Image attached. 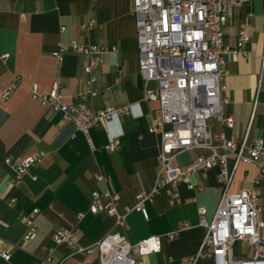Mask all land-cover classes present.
I'll return each mask as SVG.
<instances>
[{"label":"crops","instance_id":"crops-1","mask_svg":"<svg viewBox=\"0 0 264 264\" xmlns=\"http://www.w3.org/2000/svg\"><path fill=\"white\" fill-rule=\"evenodd\" d=\"M90 20L94 21L92 27L87 26ZM241 23H248L249 40L243 46L247 56L223 55L222 113L233 118V126L227 128L215 118L208 119V124L212 132L240 138L252 117L248 136L264 139V78L254 105L264 55V0L233 7L222 28L224 46L235 49ZM135 26L130 0H0V93L19 77L7 98L0 100V250L10 255L8 260L0 258V264H37L46 257L53 264H101L97 251L72 254L67 244H55L54 232L76 230L77 244L88 247L115 229L112 216L101 210L89 212L90 191L117 194V209L123 212L136 203L140 192L152 188L160 135L150 133L148 127L158 114V105L144 100L142 94ZM72 41L105 48L90 73L83 70L82 55L68 50L58 63L52 54L58 43ZM91 76V89L96 93L87 95L86 102L92 108L128 106L129 113L100 122L90 128L87 137L59 112L31 98L32 85L45 94L57 80L62 100L70 103L86 93ZM149 85L155 87L153 82ZM113 136L119 143L108 150L106 145ZM39 151L43 152L40 162L17 175L16 163ZM199 153L182 151L174 164L183 167ZM257 173L255 164L239 163L230 191L255 187L259 217L264 220V177L254 183ZM190 181L192 189L178 183L179 203L170 204L162 191L143 202L147 218L136 210L127 214L129 242L160 237V250L144 255V264H185L196 253L205 232L198 223V208L205 209L208 220L214 215L221 188L218 167L199 170ZM32 208L39 210L40 234L21 246L25 228L20 219ZM171 232L173 236L168 238ZM260 234L264 236V229ZM234 245L238 248H232V255L251 254L243 241ZM197 264L213 263L203 258Z\"/></svg>","mask_w":264,"mask_h":264},{"label":"built area","instance_id":"built-area-1","mask_svg":"<svg viewBox=\"0 0 264 264\" xmlns=\"http://www.w3.org/2000/svg\"><path fill=\"white\" fill-rule=\"evenodd\" d=\"M248 0H130L131 14L134 17L138 47V73L143 82V97L157 103L158 114L152 116L148 131L160 135L158 170L154 184L148 192H140L136 203L123 212L117 209L118 195L108 190L90 191L89 212L103 211L114 218L115 229L108 232L88 247L76 242L78 231L57 229L53 234L55 244L65 243L71 253L101 254V264H144L141 258L160 250V237L148 236L131 243L126 237V216L131 210L139 211L145 218L146 200H152L162 191L170 204L180 202L178 183L194 188L190 176L199 170L218 167V180L221 184L214 215L208 220L205 209L198 208L199 225L205 232L196 253L185 264H197L200 259L209 258L213 264H264V220L260 219L258 192L255 187L231 192L230 185L239 163L255 164L258 173L254 183L264 177V139L244 135L227 137L225 132H212L208 119L215 118L227 128H232L233 118L223 117L221 96L223 55L247 56L243 47L249 40L248 23H241L236 47L228 48L222 41V28L232 14L233 7ZM94 21L87 24L92 27ZM63 28H61L62 30ZM111 47L110 50H114ZM68 50L80 54L85 59L83 70L90 73L99 61V55L106 52L102 46L80 44L72 41L68 45L58 43L52 54L58 63ZM264 78V55L258 71V81L254 94L257 102ZM94 78L88 80L86 93L76 100L66 103L58 91L57 80L52 82L48 92L39 94L34 84L30 88L31 98L47 104L52 111L59 112L61 118L74 126V129L88 136L90 128L100 122L107 123L121 113L128 114L129 108L94 109L87 102L88 96L95 95L91 89ZM19 82L17 75L6 90L0 93V100L7 98ZM153 82L155 87L149 84ZM118 137L109 139L106 148L117 147ZM186 150L200 153L179 167L174 164L175 156ZM43 152H35L18 161L14 166L17 175L38 164ZM100 179L104 180L102 176ZM200 189V188H198ZM12 202H10L11 204ZM38 208H32L21 216L25 228L21 246L40 234L41 225L36 220ZM80 217L83 214H79ZM147 218V217H146ZM183 226H187L184 224ZM174 232L167 234L172 238ZM243 241L251 248V254L236 257L233 244ZM10 255L0 250V258L8 260ZM37 264H53L49 257Z\"/></svg>","mask_w":264,"mask_h":264},{"label":"rangeland","instance_id":"rangeland-1","mask_svg":"<svg viewBox=\"0 0 264 264\" xmlns=\"http://www.w3.org/2000/svg\"><path fill=\"white\" fill-rule=\"evenodd\" d=\"M237 248H238V247H237L236 245H234V247H233L234 251H236V250H237Z\"/></svg>","mask_w":264,"mask_h":264}]
</instances>
